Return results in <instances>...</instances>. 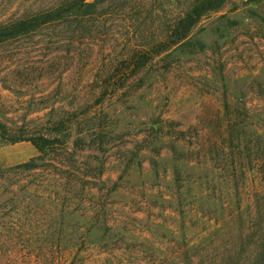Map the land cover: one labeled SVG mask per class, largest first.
<instances>
[{"label": "rangeland", "instance_id": "1", "mask_svg": "<svg viewBox=\"0 0 264 264\" xmlns=\"http://www.w3.org/2000/svg\"><path fill=\"white\" fill-rule=\"evenodd\" d=\"M191 1L110 0L82 41L0 44V127L64 140L0 139V168L46 163L0 179V205L48 195L31 235L73 239L38 264H264L248 247L264 235V0H215L170 43ZM5 254L37 264L20 243Z\"/></svg>", "mask_w": 264, "mask_h": 264}, {"label": "trees", "instance_id": "2", "mask_svg": "<svg viewBox=\"0 0 264 264\" xmlns=\"http://www.w3.org/2000/svg\"><path fill=\"white\" fill-rule=\"evenodd\" d=\"M109 1L110 0H93L91 2L88 0H0V44L13 43L24 37H30L40 31L48 29H59V31L63 32L68 30L69 37L66 38L67 43H77L83 40L86 28H88L87 26L94 23V20L105 14L104 11L99 10V7L103 3ZM216 7L215 0H192L188 3V7L184 12V17L178 21L175 27V33H173L174 39L170 43L176 44L184 40L199 18L204 13L216 9ZM144 64V62L137 59L133 67L137 70ZM0 130V139L3 140V142L16 143L25 140L30 142V144L41 153L46 149L54 150L58 145H62L64 141L58 137L48 138L42 135L21 139L11 136L8 130L3 126L0 127ZM41 160L43 161L42 157H37L17 165L14 168H0V179L8 178L9 182H7V184L12 186V181L17 177L18 171L31 172L40 168L44 169L46 163L39 162ZM48 197V195L43 194L39 199L41 205L37 204L39 205L37 208H34V210L31 209V211L25 213V215H22L23 211H21V208H24V206L20 207L13 203L10 207L5 208L0 205V215L4 216V212H6L5 214L7 216L3 229L5 234H1L0 229V259L3 255H6L5 253L8 250L15 248L16 245L20 243L24 254L22 255V260L26 262L29 261L31 257H34L38 264L44 262L45 259L47 260L48 258L49 260L54 259V254H56L57 249H64L60 247L68 246V242H73V239L53 237L49 234L48 236L42 237L31 235V230L38 228V224L40 225L38 220L39 223H34L32 219L37 217L38 214L42 212V208L48 204ZM262 199H264V190L262 194L256 195L257 202H262ZM57 200H59V198L55 199V201ZM54 205V202H52L51 206L53 207ZM52 225L53 222H51V224L48 223L45 229L50 230ZM41 231L45 230L41 229ZM240 238L242 237L238 239ZM249 240L250 239L246 237L244 240H238L239 249L244 250ZM248 247H250L249 249H258V255L264 256V235H260L254 241L253 245L249 243ZM70 264L78 263L76 260H73Z\"/></svg>", "mask_w": 264, "mask_h": 264}]
</instances>
